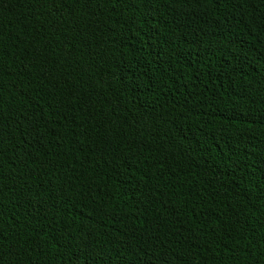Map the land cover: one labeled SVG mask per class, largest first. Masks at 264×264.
I'll list each match as a JSON object with an SVG mask.
<instances>
[{
  "label": "trees",
  "instance_id": "16d2710c",
  "mask_svg": "<svg viewBox=\"0 0 264 264\" xmlns=\"http://www.w3.org/2000/svg\"><path fill=\"white\" fill-rule=\"evenodd\" d=\"M0 264H264V0H0Z\"/></svg>",
  "mask_w": 264,
  "mask_h": 264
}]
</instances>
